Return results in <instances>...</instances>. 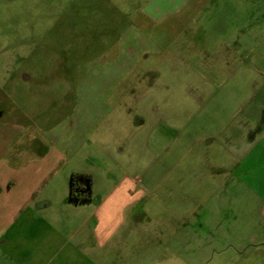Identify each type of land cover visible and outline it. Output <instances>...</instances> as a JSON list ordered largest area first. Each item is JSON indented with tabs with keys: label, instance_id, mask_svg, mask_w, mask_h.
I'll return each instance as SVG.
<instances>
[{
	"label": "rangeland",
	"instance_id": "obj_1",
	"mask_svg": "<svg viewBox=\"0 0 264 264\" xmlns=\"http://www.w3.org/2000/svg\"><path fill=\"white\" fill-rule=\"evenodd\" d=\"M202 1L171 37L167 23L145 19L152 0H0V140L18 149L68 141L74 111L84 114L101 143L73 152L71 166L109 184L138 180L144 192L135 264H264L261 165L219 172L226 141L204 140L228 127L239 134L251 110L264 123V0ZM154 43L164 53L145 60ZM137 119L145 125L135 136Z\"/></svg>",
	"mask_w": 264,
	"mask_h": 264
},
{
	"label": "crops",
	"instance_id": "obj_2",
	"mask_svg": "<svg viewBox=\"0 0 264 264\" xmlns=\"http://www.w3.org/2000/svg\"><path fill=\"white\" fill-rule=\"evenodd\" d=\"M152 1L153 7L145 12V19L154 27L167 23L168 29L161 33L173 32L171 37L184 32L187 20L184 21L183 12L195 5L194 14H200L197 12L203 3L202 0ZM232 40L229 38L222 47L233 46ZM149 46L144 50L145 60L156 59L164 53L162 45ZM140 66L142 62L135 67ZM146 75L144 72L138 83H144ZM149 76L158 78L152 71ZM143 101L144 97L138 96L140 105ZM154 108L158 110L157 106ZM78 112L75 110L72 116L75 121L66 138L68 141L64 140L65 136L55 135L47 147L31 142L18 149L16 142L0 140V264H113L116 261L135 264L141 260V221L138 220L140 214H135L144 195L138 189L140 181L125 177L109 184L106 175H94L84 163L79 167L78 164L71 166L73 152L84 150L91 140L101 143L95 137L94 124ZM249 113L246 117L250 118L251 125L239 134L228 127L204 140L209 142L208 138H212L211 145L215 140L226 141L219 145L230 156L227 164L217 169L219 172L234 171L231 164L235 165L236 161L253 168L260 164L262 171L258 175L264 180V123L260 112L251 110ZM134 125L136 136L145 124L137 119ZM100 140L103 142V137ZM166 161V152L161 153L154 157L153 166L156 168ZM254 171L256 168H249L245 175L250 178ZM169 172L166 166L163 176H156L154 190L160 189ZM74 173L92 176L91 201L70 199ZM262 184L264 193V182ZM145 239L147 243L154 241Z\"/></svg>",
	"mask_w": 264,
	"mask_h": 264
},
{
	"label": "trees",
	"instance_id": "obj_3",
	"mask_svg": "<svg viewBox=\"0 0 264 264\" xmlns=\"http://www.w3.org/2000/svg\"><path fill=\"white\" fill-rule=\"evenodd\" d=\"M70 199L91 201L93 199V178L90 174L74 173L70 183Z\"/></svg>",
	"mask_w": 264,
	"mask_h": 264
}]
</instances>
